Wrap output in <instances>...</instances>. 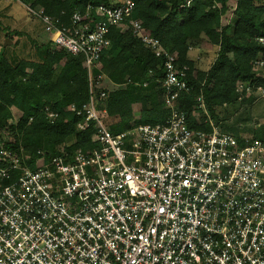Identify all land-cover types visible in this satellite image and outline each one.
<instances>
[{"label": "built area", "instance_id": "2783aa9c", "mask_svg": "<svg viewBox=\"0 0 264 264\" xmlns=\"http://www.w3.org/2000/svg\"><path fill=\"white\" fill-rule=\"evenodd\" d=\"M25 8L53 48L82 58L89 100L81 110H69L82 119L79 131L95 128L92 142L99 148L84 153L61 147L31 170L24 165L30 157L0 146V264H264V142L240 144L222 132L202 97L197 107L211 132L189 128L176 107L190 90L186 69L132 19L131 0L77 10L69 26L43 9ZM112 27L131 30L165 58L166 122L118 135L105 126L99 103L108 87L94 71ZM258 43L264 49V37ZM253 64L262 78L264 52ZM246 93L264 97L261 87ZM44 112L52 123L58 117L49 108Z\"/></svg>", "mask_w": 264, "mask_h": 264}, {"label": "trees", "instance_id": "16d2710c", "mask_svg": "<svg viewBox=\"0 0 264 264\" xmlns=\"http://www.w3.org/2000/svg\"><path fill=\"white\" fill-rule=\"evenodd\" d=\"M21 1L34 9H43L61 26H69L77 10L84 13L88 6L121 4V0ZM131 1L132 19L139 20L145 33L177 55L179 69H186L185 81L190 90L179 97L176 107L186 115L190 129L211 132L207 117L198 110L199 97L220 129L223 121L234 116L233 112L254 104L246 89H264V76L256 75L253 64L264 52L258 43L264 37V0H194L189 7L187 0ZM231 13L234 23L226 24ZM1 31L12 47L5 46L4 41L0 43V146L30 157L24 165L31 170L36 168L37 161H49L61 147L68 152L84 153L99 148L92 142L95 128L79 131L77 124L82 119L69 110L72 105L81 110L89 100L82 58L53 48L49 41L40 44L31 38L28 44L34 53L23 58L10 49L20 47L28 36L6 27ZM108 39L110 46L103 51L94 73L104 76L111 86L107 85V96L99 103V108L106 111L103 122L109 132L118 135L139 126L166 122L170 110L163 101L165 58L156 57L131 30L112 27ZM203 42L217 50L208 71L199 69L190 56L192 48ZM240 85L244 87L242 92H238ZM241 99L245 100L239 103ZM45 108L58 115L53 123ZM13 110L21 113L16 125H10ZM262 131L261 139L251 140L264 142V128ZM2 159L0 153V167H4Z\"/></svg>", "mask_w": 264, "mask_h": 264}, {"label": "rangeland", "instance_id": "374dc122", "mask_svg": "<svg viewBox=\"0 0 264 264\" xmlns=\"http://www.w3.org/2000/svg\"><path fill=\"white\" fill-rule=\"evenodd\" d=\"M23 4L25 6H30L29 3ZM24 5L18 3H12L10 5V3L0 0V43L3 41L6 42L5 33L1 31L3 27H6L10 31L26 34L28 36L26 38L27 41L24 39L20 47H13L10 50L23 58H27L29 54L34 53L33 48L28 44L29 38L37 40L41 44L49 41V36L45 33L42 23L33 19L28 14ZM228 17L232 18L230 23H234L233 14L231 13ZM223 25L226 24L223 23ZM6 46L12 47V42ZM216 52V49L211 48V46L203 42L200 46L192 48L190 56L197 62L199 69L208 71L216 58ZM254 72L256 75L259 74L256 70H254ZM105 85L111 88L109 83L103 86ZM260 95L262 94H250L248 98L252 97L250 101L254 99V104L242 106L240 110L233 112L234 116L222 122V132L244 141L246 139H261V134L263 133L262 128H264V97L258 98ZM244 100L245 99L239 100V103H242V101L244 102ZM246 101H249V99ZM13 115L14 118L12 123L16 125L21 117V113L13 110Z\"/></svg>", "mask_w": 264, "mask_h": 264}, {"label": "water", "instance_id": "95a60500", "mask_svg": "<svg viewBox=\"0 0 264 264\" xmlns=\"http://www.w3.org/2000/svg\"><path fill=\"white\" fill-rule=\"evenodd\" d=\"M10 43H11V41H10V40H6V42H5V44H4V45L6 46V45H8V44H10Z\"/></svg>", "mask_w": 264, "mask_h": 264}, {"label": "crops", "instance_id": "0c3cea01", "mask_svg": "<svg viewBox=\"0 0 264 264\" xmlns=\"http://www.w3.org/2000/svg\"><path fill=\"white\" fill-rule=\"evenodd\" d=\"M190 55H191V52H190Z\"/></svg>", "mask_w": 264, "mask_h": 264}]
</instances>
